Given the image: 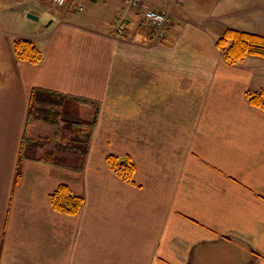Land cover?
Returning a JSON list of instances; mask_svg holds the SVG:
<instances>
[{"label":"crops","instance_id":"1","mask_svg":"<svg viewBox=\"0 0 264 264\" xmlns=\"http://www.w3.org/2000/svg\"><path fill=\"white\" fill-rule=\"evenodd\" d=\"M143 1L0 0V264H264V109L248 99L264 57L230 64L216 44L264 35V0ZM150 8L167 11L161 34ZM20 38L38 63L18 59ZM36 87L87 120L96 109L75 97L99 105L82 171L44 158L57 126L27 123ZM109 154L131 157L134 184ZM64 183L84 196L77 216L49 203Z\"/></svg>","mask_w":264,"mask_h":264},{"label":"trees","instance_id":"2","mask_svg":"<svg viewBox=\"0 0 264 264\" xmlns=\"http://www.w3.org/2000/svg\"><path fill=\"white\" fill-rule=\"evenodd\" d=\"M216 44L226 61L230 64L241 62L248 55L264 57V35L259 33L227 29L222 37L217 40ZM14 51L19 60H26L32 64L38 63L43 57V52H41L36 44L26 38L15 40ZM66 97L61 92L58 93L49 89L46 90L36 87L32 90L29 98L30 102L27 109L26 121L28 124L37 122L38 120L56 125V136L52 139L51 143H54L57 149L64 148L71 150L73 153L75 152V155L79 156L80 159L79 165L75 166L74 170L82 171L87 158L86 155L91 145L90 142L95 133L94 129L97 123L96 119L99 113V105L94 104L84 97H75L81 103H92L96 110L91 120L83 121L76 116H73L72 122L58 120V117L62 115L60 107ZM248 99L253 105L264 109V93L262 91L248 92ZM62 138H67L69 144L61 145ZM24 139L23 143L26 142V137ZM27 156L29 155L21 151L18 159L22 161ZM44 158L50 163L63 164L66 162V158L58 156L55 152H51L50 155H45ZM107 165L118 178L132 184L135 183L134 174L136 166L131 157H119L109 154L107 157ZM16 171L14 183L18 182L21 177L19 167H17ZM84 200L83 195L73 192L66 183L58 186L49 196V203L55 211L71 216H77L85 204Z\"/></svg>","mask_w":264,"mask_h":264},{"label":"built area","instance_id":"3","mask_svg":"<svg viewBox=\"0 0 264 264\" xmlns=\"http://www.w3.org/2000/svg\"><path fill=\"white\" fill-rule=\"evenodd\" d=\"M44 1V0H43ZM47 3L53 6H66L68 0H45ZM126 5L130 7L138 8L144 2L143 0H124ZM178 4H181L184 0H176ZM83 7V6H81ZM143 17L148 22V24L152 25L154 29L158 31L159 34L163 32V28L167 22V11L165 10H157V9H147L143 11ZM116 28L118 32L123 33L125 31V25L122 22L116 23Z\"/></svg>","mask_w":264,"mask_h":264},{"label":"rangeland","instance_id":"4","mask_svg":"<svg viewBox=\"0 0 264 264\" xmlns=\"http://www.w3.org/2000/svg\"><path fill=\"white\" fill-rule=\"evenodd\" d=\"M90 5V4H89ZM60 7V6H59ZM54 12H55V10H54ZM33 25V24H32ZM60 109L62 110V115H60L59 117H58V120H64V121H67V122H72L71 120L74 118L73 117V115L76 113V114H78V118L80 119V120H87L88 118H86L87 116H86V114L84 113H82L81 115L79 114V112H78V109H76L74 106H71V107H68V106H61L60 107ZM82 111H84V109H82ZM63 122V121H62ZM32 131V130H31ZM28 135L29 136H33L32 135V132H29L28 133ZM51 138V137H50ZM53 139V138H52ZM52 139H50V141H49V144L51 143V141H52ZM63 140H62V143H61V145L63 144V145H68L69 144V142H68V140H67V138H62ZM33 142H37V141H33ZM38 142H41L40 140H38ZM28 148H27V150L25 151V154L27 155V154H31L32 152L30 151V150H34L32 147H29V146H27ZM49 149L50 148H52L53 150H54V152L58 155V156H63L64 158H66V161L67 162H69L68 160H69V158H73V156L75 157L74 158V164H73V168H75V166H77V165H79V159H80V157L79 156H77V155H75V152L73 153L71 150H69V149H64V148H60V149H57V147H54V146H50V147H48ZM40 152H42V151H40ZM34 154H36V153H34ZM33 154V155H34ZM68 164V163H67ZM71 188V187H70ZM72 190V189H71Z\"/></svg>","mask_w":264,"mask_h":264},{"label":"water","instance_id":"5","mask_svg":"<svg viewBox=\"0 0 264 264\" xmlns=\"http://www.w3.org/2000/svg\"><path fill=\"white\" fill-rule=\"evenodd\" d=\"M28 17H31V18H38V17H37L36 15H34V14H33V15L29 14ZM46 25H47V23L42 24L41 27H40L39 29H40V30H44Z\"/></svg>","mask_w":264,"mask_h":264}]
</instances>
